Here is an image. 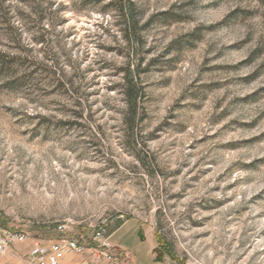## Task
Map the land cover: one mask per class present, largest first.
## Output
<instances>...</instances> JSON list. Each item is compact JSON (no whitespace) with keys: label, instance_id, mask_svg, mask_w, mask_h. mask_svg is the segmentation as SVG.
Listing matches in <instances>:
<instances>
[{"label":"rangeland","instance_id":"374dc122","mask_svg":"<svg viewBox=\"0 0 264 264\" xmlns=\"http://www.w3.org/2000/svg\"><path fill=\"white\" fill-rule=\"evenodd\" d=\"M0 225L264 264V0H0Z\"/></svg>","mask_w":264,"mask_h":264},{"label":"built area","instance_id":"2783aa9c","mask_svg":"<svg viewBox=\"0 0 264 264\" xmlns=\"http://www.w3.org/2000/svg\"><path fill=\"white\" fill-rule=\"evenodd\" d=\"M26 240L24 231L0 225V264H110L115 260L104 226L94 231L92 245L75 238L36 240L22 253L18 247Z\"/></svg>","mask_w":264,"mask_h":264},{"label":"trees","instance_id":"16d2710c","mask_svg":"<svg viewBox=\"0 0 264 264\" xmlns=\"http://www.w3.org/2000/svg\"><path fill=\"white\" fill-rule=\"evenodd\" d=\"M127 28L125 30V37L127 40H130L132 38L134 40V43L138 45V38H137V33L135 30V21L132 16V14H129L127 16ZM127 83H128V91L125 93L126 97V103L128 105L129 111L133 115V119H135L136 111H137V104H138V92L137 89L135 88L134 84L131 82L129 76L127 78Z\"/></svg>","mask_w":264,"mask_h":264},{"label":"crops","instance_id":"0c3cea01","mask_svg":"<svg viewBox=\"0 0 264 264\" xmlns=\"http://www.w3.org/2000/svg\"><path fill=\"white\" fill-rule=\"evenodd\" d=\"M112 235H113V233L111 234V236H112ZM111 236H110V237H111ZM111 244L113 245V243H111ZM110 264H113V262H112V263H110Z\"/></svg>","mask_w":264,"mask_h":264}]
</instances>
